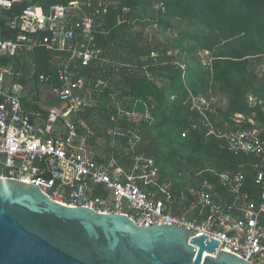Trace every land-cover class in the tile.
Instances as JSON below:
<instances>
[{
	"label": "built area",
	"instance_id": "2783aa9c",
	"mask_svg": "<svg viewBox=\"0 0 264 264\" xmlns=\"http://www.w3.org/2000/svg\"><path fill=\"white\" fill-rule=\"evenodd\" d=\"M22 1L0 0V176L32 183L65 205L126 214L141 226H183L194 231L192 237L219 239V250L225 248L254 264H264L263 128L218 129L210 116L218 98L190 93V110L195 111L197 120L182 130V137L202 130L206 137L225 139L230 152L258 160L249 163L253 172L250 183L242 171L206 168L194 171L180 191L173 189L170 181L179 183L181 172L160 180L156 160L137 152L145 134L137 124H153L157 119L152 115L151 98L137 99L146 106L144 113H139L124 108L116 94L110 95L116 113L109 118L113 123L105 127L106 147L101 137L93 141L95 131L80 115L86 107L96 105L106 87L104 80L90 79L81 69L93 61L101 66L110 61L94 40L96 34L108 33L99 25L115 0H25L27 4L17 9L16 4ZM88 8H94V13L89 14ZM128 11L124 7V12ZM143 30L148 31V26ZM40 46L67 54L57 82L50 81L48 75L39 78V84H46L60 103L50 108L46 117L40 113L31 116L23 107L22 98L29 88L21 80L22 62L18 60L19 55ZM199 57L204 66L212 61L208 50L199 52ZM175 97L169 95L170 100ZM247 101L250 107L264 103L252 94ZM76 115L75 122L72 117ZM233 120L240 123L244 117L235 114ZM248 121L254 124L251 118ZM131 124L136 126L127 127ZM118 135L126 137V146L115 154L112 148L118 145ZM204 172L216 175L220 186L203 177Z\"/></svg>",
	"mask_w": 264,
	"mask_h": 264
},
{
	"label": "trees",
	"instance_id": "16d2710c",
	"mask_svg": "<svg viewBox=\"0 0 264 264\" xmlns=\"http://www.w3.org/2000/svg\"><path fill=\"white\" fill-rule=\"evenodd\" d=\"M154 2L166 7L162 18L151 10ZM26 4L23 0L15 7ZM124 7L129 11L124 12ZM87 12L94 13V8ZM105 17L99 27L108 33L96 34L94 42L102 46L103 55L110 61L102 66L93 61L81 69L90 79L111 77L96 105L86 107L80 114L95 130L96 137L105 133L101 117H106V125L113 123L109 117L116 113V106L111 103L110 93L121 99L124 108L139 113H144L146 106L137 99L152 97L151 111L157 119L153 124H137L145 132L137 152L156 160L160 180L181 172L179 183L170 178L171 187L180 191L182 184L191 181L189 177L194 171L214 168L217 172L242 171L250 183L253 172L249 163L256 162L257 157L234 154L227 149L225 139L206 137L202 130L189 131L185 137L181 132L197 120L195 111L190 110L188 95L209 96L218 92L227 97V104L212 115L217 128L229 132L237 127L256 126L263 128L264 138V103L250 107L247 101L248 94L264 100V66L260 67L264 65V0H115ZM134 20L135 24L145 22L149 30L133 28ZM203 50L213 57L207 66L200 62L199 52ZM151 51L155 56H150ZM145 55L148 59L142 60ZM19 56L23 70L30 68L34 81L48 75L52 82L58 81L59 68L67 58L66 53L51 52L42 46L32 54ZM147 73L155 80H148ZM41 93L39 88L26 93L31 116L40 113L46 117L50 112L41 102L29 103V96L38 97ZM170 94H175L174 100L169 99ZM128 96L134 99L129 100ZM236 113L243 115L242 122L233 120ZM77 118L78 115L72 120L76 122ZM119 123L125 125V121ZM115 138L118 145L112 149L118 154L125 149L126 137ZM202 174L219 185L216 175Z\"/></svg>",
	"mask_w": 264,
	"mask_h": 264
},
{
	"label": "water",
	"instance_id": "95a60500",
	"mask_svg": "<svg viewBox=\"0 0 264 264\" xmlns=\"http://www.w3.org/2000/svg\"><path fill=\"white\" fill-rule=\"evenodd\" d=\"M193 233L65 205L32 183L0 176V264H254Z\"/></svg>",
	"mask_w": 264,
	"mask_h": 264
},
{
	"label": "crops",
	"instance_id": "0c3cea01",
	"mask_svg": "<svg viewBox=\"0 0 264 264\" xmlns=\"http://www.w3.org/2000/svg\"><path fill=\"white\" fill-rule=\"evenodd\" d=\"M133 25H135L133 28H136V24L135 23H133ZM35 51V50H34ZM34 51H31L32 53L34 52ZM31 52H26V53H24V54H27V53H30V54H32ZM21 57H22V55H21ZM19 70H20V74H21V80H22V82L23 83H25V84H23L25 87L26 86H28V88H29V91H31V90H34V88H39V89H41L42 91H43V93H41L38 97H36V96H34L33 98L32 97H30L29 96V99H31L30 100V104H34L35 102L37 103V102H41L42 103V105H43V107L46 109V110H49L50 108H52V107H55V106H58V105H60V103H59V101L57 100V97H56V95H55V93L52 91V90H49V89H47V88H45L47 85L46 84H39V81H34L32 78H31V74H32V71L30 70V68H28V69H26V70H23V63H21V65H20V68H19ZM149 72V71H148ZM84 73V72H83ZM85 74V73H84ZM86 75V74H85ZM87 76V75H86ZM88 77V76H87ZM147 77H148V80H150V81H154L155 80V78H153V76L152 75H149L148 73H147ZM110 76H108V78H107V75L106 76H102V77H97V79H102V80H104L105 81V83H106V86L107 85H109V81H110ZM27 81H30V82H27ZM38 86H42V87H38ZM51 93V94H50ZM218 92H215V93H212V94H210L209 96H207V97H210V96H213V97H216V94H217ZM112 93H110V95H111ZM249 95V94H248ZM27 96V94L22 98V104H23V107L25 108V110L26 111H28V112H31L32 110H30V108H29V105H28V103H27V100H28V98L26 97ZM149 97H151V96H149ZM128 99L129 100H133L134 98L133 97H131V96H128ZM151 99L153 100V98L151 97ZM110 100H111V97H110ZM111 103H112V101H111ZM112 105V104H111ZM107 107H108V105H107ZM216 107V106H215ZM217 107H216V110H215V113L217 112ZM214 114V113H213ZM213 114H211L210 116H211V119H212V115ZM236 114H240V113H236ZM108 116V115H107ZM111 116V115H110ZM110 118V117H109ZM101 119L103 120L102 122H104L103 124H101V127H103L104 128V131L106 130V124H105V122H106V117H101ZM213 120V119H212ZM214 121V123H215V119L213 120ZM95 131V130H94ZM98 137H101V139H102V146H104V147H106V146H108V142H109V140H108V136L106 135V132L104 133V135H102V136H98ZM96 140V133H95V139H93V141H95ZM91 146H92V148L93 147H97L98 149H99V147L97 146V144H91ZM101 146V150L102 151H104L105 152V150H104V148ZM247 164V163H246ZM175 175H176V173L175 174H173V175H168V176H166V178H170V177H175Z\"/></svg>",
	"mask_w": 264,
	"mask_h": 264
},
{
	"label": "clouds",
	"instance_id": "9594fccd",
	"mask_svg": "<svg viewBox=\"0 0 264 264\" xmlns=\"http://www.w3.org/2000/svg\"><path fill=\"white\" fill-rule=\"evenodd\" d=\"M151 10L154 11L155 13H157L159 15L160 18L163 17V15L165 14L166 12V7L163 5L162 7H160V5L158 4V2H154L151 6H150ZM141 24H136V28L138 29H141L143 30V27L147 26L145 24V22H139ZM145 24V25H143ZM148 30H149V27H148ZM212 56V55H211ZM213 59V57H212Z\"/></svg>",
	"mask_w": 264,
	"mask_h": 264
},
{
	"label": "rangeland",
	"instance_id": "374dc122",
	"mask_svg": "<svg viewBox=\"0 0 264 264\" xmlns=\"http://www.w3.org/2000/svg\"><path fill=\"white\" fill-rule=\"evenodd\" d=\"M160 38V37H159ZM204 66V65H203ZM206 66V65H205ZM263 67V64L260 66ZM216 98H218V101L216 103L217 109H224L227 104V97L225 95L216 94ZM140 108V107H139Z\"/></svg>",
	"mask_w": 264,
	"mask_h": 264
}]
</instances>
